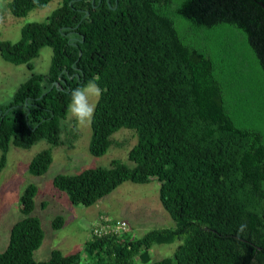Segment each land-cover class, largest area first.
Returning a JSON list of instances; mask_svg holds the SVG:
<instances>
[{
    "label": "trees",
    "instance_id": "obj_1",
    "mask_svg": "<svg viewBox=\"0 0 264 264\" xmlns=\"http://www.w3.org/2000/svg\"><path fill=\"white\" fill-rule=\"evenodd\" d=\"M92 1L64 0L45 21L24 25L17 42L0 41V56L29 71L42 48L52 51L47 74L31 73L0 108V150L45 141L28 168L46 173L50 148L63 144L72 90L95 78L103 94L89 152L103 155L112 134L128 129L134 166L113 161L57 175L54 187L90 207L124 182L154 178L176 225L136 238L125 221L100 218L80 251L35 261L44 232L31 215L37 187L28 185L0 264H264V11L256 3L264 0ZM50 2L12 0L8 8L23 17ZM63 224L57 218L52 227ZM177 238L173 256L151 262L153 245Z\"/></svg>",
    "mask_w": 264,
    "mask_h": 264
},
{
    "label": "rangeland",
    "instance_id": "obj_2",
    "mask_svg": "<svg viewBox=\"0 0 264 264\" xmlns=\"http://www.w3.org/2000/svg\"><path fill=\"white\" fill-rule=\"evenodd\" d=\"M11 1L0 0V41L12 43L20 39L24 25L45 21L64 2L51 0L43 9H34L26 16L15 17L8 8ZM51 57V49L42 48L38 56L30 61L33 68L29 71L25 64L13 65L0 56V108L11 102L18 87L31 73L47 74ZM65 118L60 122L63 144L50 148L52 161L43 175L31 173L28 166L39 152L49 148L45 141H39L29 149L10 145L4 154L0 150V160L3 154L5 162L0 172V252L8 245L11 227L24 218L19 199L28 185L37 187L31 215L38 217L44 232L42 245L33 254L35 261L48 260L52 250L66 255L80 251L90 239L91 229L101 219L125 221L127 230L136 238L153 230L174 228L175 222L160 204L159 183L154 178L147 184L124 182L90 207L71 204L67 194L54 187L57 175H77L91 168H108L113 161L134 166L128 160V152L136 143L133 131L117 130L110 137L107 151L101 156H93L89 152L91 126L76 128L74 121L65 122ZM57 218L64 223L58 230L52 227ZM182 244L183 240L177 238L169 244L153 245L149 251L151 262L173 256Z\"/></svg>",
    "mask_w": 264,
    "mask_h": 264
},
{
    "label": "clouds",
    "instance_id": "obj_3",
    "mask_svg": "<svg viewBox=\"0 0 264 264\" xmlns=\"http://www.w3.org/2000/svg\"><path fill=\"white\" fill-rule=\"evenodd\" d=\"M102 94L103 90L95 78L83 86L74 88L67 106L65 122L74 121L76 128L91 126L94 120L96 101Z\"/></svg>",
    "mask_w": 264,
    "mask_h": 264
},
{
    "label": "built area",
    "instance_id": "obj_4",
    "mask_svg": "<svg viewBox=\"0 0 264 264\" xmlns=\"http://www.w3.org/2000/svg\"><path fill=\"white\" fill-rule=\"evenodd\" d=\"M120 225L122 226V228H125V223H124V222H121V224L118 223V224L116 225L117 228H119ZM106 227L109 228L108 225H106V226H101V229H102V230H105ZM109 229H111L110 231H114L113 228H109ZM96 231H97V230H96Z\"/></svg>",
    "mask_w": 264,
    "mask_h": 264
},
{
    "label": "water",
    "instance_id": "obj_5",
    "mask_svg": "<svg viewBox=\"0 0 264 264\" xmlns=\"http://www.w3.org/2000/svg\"><path fill=\"white\" fill-rule=\"evenodd\" d=\"M93 3H94V0L92 1V5H93ZM256 3L260 4L261 8H262L263 11H264V4H263V3H259V2H256ZM80 55H81V53H80Z\"/></svg>",
    "mask_w": 264,
    "mask_h": 264
}]
</instances>
